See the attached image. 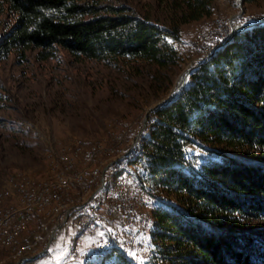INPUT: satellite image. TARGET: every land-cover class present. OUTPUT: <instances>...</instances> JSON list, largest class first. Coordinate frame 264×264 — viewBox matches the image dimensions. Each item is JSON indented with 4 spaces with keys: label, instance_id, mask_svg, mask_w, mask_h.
<instances>
[{
    "label": "trees",
    "instance_id": "obj_1",
    "mask_svg": "<svg viewBox=\"0 0 264 264\" xmlns=\"http://www.w3.org/2000/svg\"><path fill=\"white\" fill-rule=\"evenodd\" d=\"M213 1L0 0V59L60 47L145 79L156 96L181 67L180 26L209 16ZM125 161L157 200L145 264H264V22L237 31L172 103L149 112L114 168ZM99 256L91 264H137L116 249Z\"/></svg>",
    "mask_w": 264,
    "mask_h": 264
},
{
    "label": "rangeland",
    "instance_id": "obj_2",
    "mask_svg": "<svg viewBox=\"0 0 264 264\" xmlns=\"http://www.w3.org/2000/svg\"><path fill=\"white\" fill-rule=\"evenodd\" d=\"M124 1L141 8L149 0ZM260 20H264L262 0L244 3L214 0L209 16L180 26L178 49L183 61L174 79L181 69L187 72L191 61L204 55L212 40L220 31L229 29L230 24ZM35 53V49H25L22 54L11 51L0 59V222L7 209L26 210L35 204V197L28 194L41 192L44 187L68 195L56 201L54 193L45 195V204L23 223L21 231L24 238L34 234L38 240L35 244L15 242L19 248L26 247L23 259H18L8 245L10 255L31 264H91L102 252L116 249L137 264H145L152 252V243L146 236L150 226L148 213L157 200L146 194L148 185L141 180L133 163L120 162L109 169L98 186L100 167L115 158L122 160L128 146L134 147L144 127L145 111L167 93L174 79L153 96L145 79L124 77L101 61L74 58L60 47L43 59H38ZM178 82L180 78L177 85ZM189 150L205 153L197 147ZM75 160H81V164H75ZM72 168L80 173H72L71 180H80L82 184L54 186L62 172ZM122 176H130L131 190L128 198L123 196L121 206H117L118 191H123ZM93 191L99 209L109 204L124 214L126 232L121 233L122 242L136 236L137 226L139 231L143 229V235L134 239L132 247L109 243L100 250H90L89 243L97 233L83 244L77 236L88 233L91 223H85L90 227H81L75 226L71 217L61 221L60 213L70 211L71 205L79 202L80 193L84 199H91ZM130 206L133 214L124 210ZM85 213L86 206L77 207V215ZM9 219H17V212L9 213ZM258 222L264 224V220ZM96 224L94 229L99 230L102 224ZM24 238L20 236L22 241ZM5 257L0 250L4 264L17 261H7Z\"/></svg>",
    "mask_w": 264,
    "mask_h": 264
},
{
    "label": "built area",
    "instance_id": "obj_3",
    "mask_svg": "<svg viewBox=\"0 0 264 264\" xmlns=\"http://www.w3.org/2000/svg\"><path fill=\"white\" fill-rule=\"evenodd\" d=\"M222 30L219 32V36L212 40L211 46L216 44L220 39L225 37V34L228 33ZM210 48V45L207 46ZM132 146H128L127 151L130 150ZM93 148V146H92ZM76 162H80L81 160H75ZM117 162V158L109 160L103 167H100V181L102 178L103 173H108L109 167L114 165ZM71 173H80V172H73V168L71 170H64L60 176V179L54 181V184L63 183V182H71L73 184H81L80 180H71ZM129 179L130 176H122L123 180V191H118V201L117 206H121V198L123 196H129ZM100 181H98V186ZM98 188V187H97ZM97 190V189H96ZM95 190V191H96ZM145 190V189H144ZM47 191H53V187H44L41 192L35 194H28L30 197H35V204H30L26 210H19V211H10L7 209L4 213V217L0 222V247H6L7 245H14V242H23V244H35L39 237H34V234L31 235L29 239L22 241L20 239V234L23 229V223L28 222V218L36 214V209L39 206L43 205V197ZM95 191L91 194V199H83V194L80 193L79 202L76 205H71V210L67 213H60L61 221L65 222L68 217L73 219L75 226H81L84 222H91V229L88 233H91L96 227V222L103 224L104 221H111V225L109 227H100L97 235L93 240L89 243L90 250H98L104 242H118V244L124 247H131V242L134 238H140L142 231H138V226L136 230V236L131 238L129 242H121V233L125 232V224L126 220H123V213H117V206H110L108 204L107 208H100L97 205V201L95 200ZM68 193H54L53 200H56L59 196H65ZM133 201V197H132ZM76 206H86V213L84 215H76L75 214V207ZM124 210H130V207H124ZM9 212H17V219H9ZM47 220V217H44ZM115 221V222H114ZM24 256V252L20 255V258ZM76 256V251L74 255ZM17 260V259H16Z\"/></svg>",
    "mask_w": 264,
    "mask_h": 264
},
{
    "label": "water",
    "instance_id": "obj_4",
    "mask_svg": "<svg viewBox=\"0 0 264 264\" xmlns=\"http://www.w3.org/2000/svg\"><path fill=\"white\" fill-rule=\"evenodd\" d=\"M238 1L241 2L242 0H238ZM259 22H264V20H260V21H256V22H250V23H245V24H232V25L230 24L229 30H228V33L226 34V36L223 37L218 43L213 45L204 55L197 56L195 60H192L191 61L192 63L189 66L187 72H183L182 69L180 70V72L175 77L174 81L172 82L170 88L168 89L167 93L163 97H161L160 99L155 101L145 111L144 116H143V121L145 120V118H146V116L148 115L149 112L156 111V110L161 109V108L169 105L170 103H172L179 96V94L181 93L188 74L194 68L198 67V65L200 63H202L203 61L208 59L217 49L222 47L237 31H239L241 29H244V28H248V27L254 25L255 23H259ZM178 76H180V77H178ZM178 78H181L179 85H177ZM142 124H144V122ZM18 262L19 261H16L15 264H17Z\"/></svg>",
    "mask_w": 264,
    "mask_h": 264
},
{
    "label": "bare ground",
    "instance_id": "obj_5",
    "mask_svg": "<svg viewBox=\"0 0 264 264\" xmlns=\"http://www.w3.org/2000/svg\"><path fill=\"white\" fill-rule=\"evenodd\" d=\"M225 36H226V34H225ZM221 40V39H220ZM219 40V41H220ZM218 41V42H219ZM213 45H215V44H213ZM212 45V46H213ZM212 46H210V47H212ZM210 49V48H209ZM208 49V50H209ZM181 79V78H180ZM180 83L178 82V85H179ZM138 138V137H137ZM136 138V139H137ZM93 149H94V147H93ZM131 149V148H130ZM129 151H127V153H128ZM117 163H119V159L117 160V162L114 164V165H116ZM114 165H112L111 167H109V169H111V168H113L114 167ZM109 171L110 170H108V173H109ZM72 174V173H71ZM103 176H104V173L102 174V180H103ZM129 181H131V178L129 179ZM102 183V181L100 182V184ZM61 184H73V183H71V182H63V183H58V184H54V186H58V185H61ZM82 184V183H81ZM81 184H79V186L81 185ZM129 190H131V189H129ZM47 193H54V188H53V191H47L46 192V194ZM46 194H44V197H43V205L45 204V195ZM66 195H68V194H66ZM65 195V196H66ZM65 196H59V197H65ZM58 198V197H57ZM57 198H56V200H57ZM127 198H128V196H127ZM83 199H84V195H83ZM56 200H54V201H56ZM133 202H134V199H133ZM42 206V205H41ZM41 206H39L38 207V209L41 207ZM77 207H79V206H77ZM77 207H75V214L77 215ZM38 209H36V213H37V210ZM126 212H130V210H126ZM131 212H132V208H131ZM9 213H12V212H9ZM117 213H118V207H117ZM132 214H133V212H132ZM32 216V215H31ZM30 216V217H31ZM30 217L28 218V221H29V219H30ZM123 220H124V214H123ZM85 223H91V222H84L83 224H82V227L83 226H87V227H90V225H87V224H85ZM138 231H139V228H138ZM125 232H126V224H125ZM124 232V233H125ZM122 235V234H121ZM34 237H35V235H34ZM122 239V238H121ZM134 239H139V238H134ZM134 239L132 240V242H131V247H132V244H133V242H134ZM121 242H122V240H121ZM109 243H118V242H104V244H109ZM103 244V245H104ZM15 245V246H14ZM14 245H10L11 247H12V251L14 252V254L16 255V256H18V257H20V255L22 254V252H23V249L24 248H26L24 245L23 246H21V248H19V247H17V245L15 244V242H14ZM8 247V245L6 246V248ZM102 248V245L100 246V248L98 249V250H100ZM23 257H25V256H23ZM23 257H22V259H23ZM18 261V260H17ZM20 261V260H19Z\"/></svg>",
    "mask_w": 264,
    "mask_h": 264
},
{
    "label": "crops",
    "instance_id": "obj_6",
    "mask_svg": "<svg viewBox=\"0 0 264 264\" xmlns=\"http://www.w3.org/2000/svg\"><path fill=\"white\" fill-rule=\"evenodd\" d=\"M110 225H111V222H110L109 220H107V221H105V222L102 224L101 227H109ZM97 232H98V229H94L91 233H82V234H80V235L77 236V240L83 244L84 241L86 242V240H87L86 238L91 239L92 236H93L94 234H96ZM20 236H21L22 238H24V237H25V234H22V233H21ZM94 236H95V235H94ZM27 238H29V237L26 236V238H24V239L26 240ZM0 250H1V249H0ZM6 256H7V257H5V258H6L7 261H12L13 259H17V258H15V256H14L13 254L10 255L9 252L6 254ZM11 258H12V259H11ZM1 259H2V258H1ZM1 259H0V264H4L3 262H1ZM5 264H6V263H5ZM22 264H31V263H29L28 261H24Z\"/></svg>",
    "mask_w": 264,
    "mask_h": 264
}]
</instances>
